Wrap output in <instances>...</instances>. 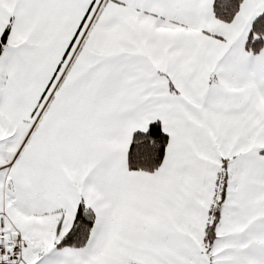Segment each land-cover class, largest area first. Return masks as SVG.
<instances>
[{
  "label": "snow or ice",
  "instance_id": "1",
  "mask_svg": "<svg viewBox=\"0 0 264 264\" xmlns=\"http://www.w3.org/2000/svg\"><path fill=\"white\" fill-rule=\"evenodd\" d=\"M0 264H264V0H0Z\"/></svg>",
  "mask_w": 264,
  "mask_h": 264
}]
</instances>
